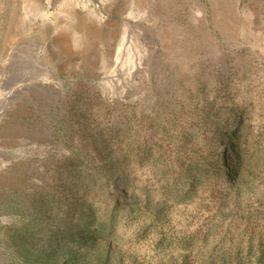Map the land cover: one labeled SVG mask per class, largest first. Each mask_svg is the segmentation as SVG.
Listing matches in <instances>:
<instances>
[{
    "label": "rangeland",
    "instance_id": "1",
    "mask_svg": "<svg viewBox=\"0 0 264 264\" xmlns=\"http://www.w3.org/2000/svg\"><path fill=\"white\" fill-rule=\"evenodd\" d=\"M0 264H264V0H0Z\"/></svg>",
    "mask_w": 264,
    "mask_h": 264
},
{
    "label": "bare ground",
    "instance_id": "2",
    "mask_svg": "<svg viewBox=\"0 0 264 264\" xmlns=\"http://www.w3.org/2000/svg\"><path fill=\"white\" fill-rule=\"evenodd\" d=\"M130 9V8H129ZM134 15V11L132 10V8L129 10V12H128V21L130 22V24H134V22H136V17H134L133 16ZM38 31V30H37ZM129 49H131V45H128V39H127V36L126 35H124V38H123V40H122V43H121V46H119V50H118V53H117V55H118V61H116V65H115V71H114V73L111 75V77L112 76H118L119 74H120V70L121 69H119V56H121L123 53H126ZM150 49V48H149ZM123 50V51H122ZM117 64H118V67H117ZM141 69V66H137V70H140ZM143 69V68H142ZM131 73H133V71L131 72ZM130 73V74H131ZM129 74V75H130ZM122 77V76H121ZM121 77H119V78H121ZM106 78H107V76H106ZM119 78H116V80L117 79H119ZM115 80V81H116ZM119 82H117V84H118Z\"/></svg>",
    "mask_w": 264,
    "mask_h": 264
},
{
    "label": "trees",
    "instance_id": "3",
    "mask_svg": "<svg viewBox=\"0 0 264 264\" xmlns=\"http://www.w3.org/2000/svg\"><path fill=\"white\" fill-rule=\"evenodd\" d=\"M233 134H234V135H233L234 137L237 136V132H236V131H234ZM231 144H233V143H231ZM233 149H235L234 146H233ZM95 235H96V233L94 232L93 236H95Z\"/></svg>",
    "mask_w": 264,
    "mask_h": 264
}]
</instances>
